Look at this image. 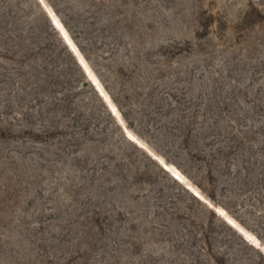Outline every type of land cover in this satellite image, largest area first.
Instances as JSON below:
<instances>
[{
    "label": "rangeland",
    "instance_id": "1",
    "mask_svg": "<svg viewBox=\"0 0 264 264\" xmlns=\"http://www.w3.org/2000/svg\"><path fill=\"white\" fill-rule=\"evenodd\" d=\"M0 264H264V0H0Z\"/></svg>",
    "mask_w": 264,
    "mask_h": 264
},
{
    "label": "trees",
    "instance_id": "2",
    "mask_svg": "<svg viewBox=\"0 0 264 264\" xmlns=\"http://www.w3.org/2000/svg\"><path fill=\"white\" fill-rule=\"evenodd\" d=\"M47 13V12H46ZM49 15V14H48ZM57 23V25L59 26V28L62 30H64V28H63V26L62 25H60V23L57 21L56 22ZM56 28V27H55ZM57 29V28H56ZM57 31L60 33V35L63 37V35H62V33L59 31V29H57ZM63 32V31H62ZM65 32V31H64ZM65 34H66V32H65ZM66 36V38H67V40H69L70 41V37L66 34L65 35ZM63 39H64V37H63ZM71 42V41H70ZM73 48H74V50L76 51L77 49L73 46ZM71 51H72V53L77 57V55L73 52V50L72 49H70ZM78 58V57H77ZM78 60H79V58H78ZM80 61V60H79ZM81 63V62H80ZM211 171V170H210ZM201 189H203L205 192H206V194L209 196V198H211L212 200H215V194H214V192L211 190V191H207V190H205L202 186H201Z\"/></svg>",
    "mask_w": 264,
    "mask_h": 264
},
{
    "label": "water",
    "instance_id": "3",
    "mask_svg": "<svg viewBox=\"0 0 264 264\" xmlns=\"http://www.w3.org/2000/svg\"><path fill=\"white\" fill-rule=\"evenodd\" d=\"M233 225V224H232ZM235 227V225H233Z\"/></svg>",
    "mask_w": 264,
    "mask_h": 264
},
{
    "label": "bare ground",
    "instance_id": "4",
    "mask_svg": "<svg viewBox=\"0 0 264 264\" xmlns=\"http://www.w3.org/2000/svg\"><path fill=\"white\" fill-rule=\"evenodd\" d=\"M66 35V34H65Z\"/></svg>",
    "mask_w": 264,
    "mask_h": 264
}]
</instances>
